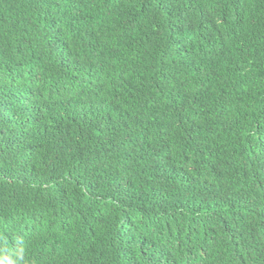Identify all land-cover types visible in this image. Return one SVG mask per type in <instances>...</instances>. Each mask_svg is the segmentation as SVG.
<instances>
[{
	"label": "trees",
	"instance_id": "1",
	"mask_svg": "<svg viewBox=\"0 0 264 264\" xmlns=\"http://www.w3.org/2000/svg\"><path fill=\"white\" fill-rule=\"evenodd\" d=\"M0 264H264V0H0Z\"/></svg>",
	"mask_w": 264,
	"mask_h": 264
}]
</instances>
